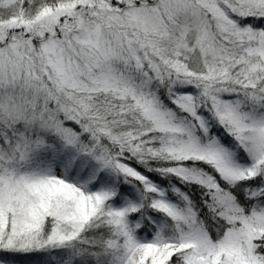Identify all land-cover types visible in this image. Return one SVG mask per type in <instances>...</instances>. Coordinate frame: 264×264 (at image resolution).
I'll return each instance as SVG.
<instances>
[{
    "label": "snow or ice",
    "instance_id": "snow-or-ice-1",
    "mask_svg": "<svg viewBox=\"0 0 264 264\" xmlns=\"http://www.w3.org/2000/svg\"><path fill=\"white\" fill-rule=\"evenodd\" d=\"M0 264H264V0H0Z\"/></svg>",
    "mask_w": 264,
    "mask_h": 264
}]
</instances>
